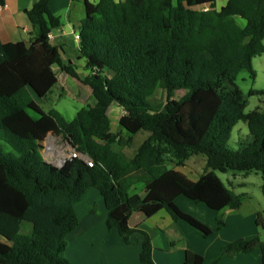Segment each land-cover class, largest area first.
Instances as JSON below:
<instances>
[{"label":"trees","instance_id":"obj_1","mask_svg":"<svg viewBox=\"0 0 264 264\" xmlns=\"http://www.w3.org/2000/svg\"><path fill=\"white\" fill-rule=\"evenodd\" d=\"M50 2L34 0L27 14L37 35L29 43H6L0 56V264H71L66 249L79 226L75 206L92 188L104 198L109 229H117L127 245L134 234L143 236L142 264H155L154 246L147 232L130 226L132 212L154 216L166 210L208 237L213 230L183 211L178 197L214 211L238 209L245 195L218 171L260 173L264 194V111L246 113L247 99L236 82L242 70L257 76L254 58L264 54V0H228L221 9L217 0L88 3L76 28L91 71L84 83L96 105L81 108L73 120L56 109L45 111L36 99L57 85L55 65L78 77L49 38L62 24ZM203 5L208 8H195ZM159 88L166 93L163 110L152 100ZM177 92H184L179 99ZM261 93L251 89L248 95ZM114 103L124 109L120 124L130 135L150 133L132 157L115 148L131 146L133 137L111 131L108 108ZM241 121L248 125L249 139L230 148ZM50 133L63 135L94 166L82 158L68 159L62 167L47 162L43 142ZM2 146L12 151L5 153ZM198 154L206 165L196 180L169 167L185 166ZM137 182L145 183L144 193L131 195ZM218 221V228L225 225L221 217ZM25 223L31 235L24 234ZM257 224L264 227L262 213ZM256 250L264 264L259 236L227 243L210 262L187 250L182 264H220L223 256Z\"/></svg>","mask_w":264,"mask_h":264},{"label":"crops","instance_id":"obj_2","mask_svg":"<svg viewBox=\"0 0 264 264\" xmlns=\"http://www.w3.org/2000/svg\"><path fill=\"white\" fill-rule=\"evenodd\" d=\"M99 1L51 0L50 2L52 13L60 17L62 22L59 28L51 32L53 38L50 40L53 45L60 48L63 63L70 65L78 77L71 76L59 65L53 67L58 77L57 85L47 97L36 98L45 111L56 109L61 112L56 107L57 105L43 106V103L52 99L54 94L55 99L62 100L71 93L86 103L84 107L96 105L91 87L84 83L91 71L86 67L87 60L80 51V41L75 38V34L79 33L76 27L86 17V5ZM227 2L228 0H217V9H221ZM33 3L34 0H6L5 5H0V56L3 55L2 48L6 43L20 41L29 43L37 35L38 27L31 22L27 14V10L33 6ZM195 8H208V5ZM236 21L241 26L245 25V20L242 18L236 17ZM257 60H260L264 65V54L254 58V67ZM243 93L245 95L244 91ZM123 114L124 109L116 103L108 108L111 131L120 132L127 140L130 136L134 137L135 135H130L128 132V138L123 135L122 132L125 129L120 124ZM238 125L239 123L235 127L240 135L243 132V127ZM46 141L43 142V145L46 144ZM132 144L133 140L131 146L128 147H132ZM115 148L121 150L123 147L115 145ZM70 149L71 146L68 145L66 138L63 135H57L53 136L50 146L44 147L43 155L44 157L45 155L46 157L47 155L56 157L65 154ZM122 150L129 157H132L136 152L134 149L131 154H128L125 149ZM186 166L187 162L185 166L169 163L170 168H175L183 173V168ZM250 175H242V177L239 174L231 175L227 179L226 183L236 193L245 195L244 201L238 209L224 208L221 211H214L205 204L196 203L185 196L177 198L176 203L183 211L191 214L213 230V233L208 237L203 236L184 221H175L166 210H161L154 216H146L141 211H134L130 215L129 224L132 228L143 230L150 235L154 246L152 255L155 264H182L185 261L187 250L202 255L206 262H210L220 256L222 247L229 242L255 236L264 240V227L257 224L258 214L262 213L264 216V204L261 206V204L254 203V193L246 191L248 185L253 183L249 180ZM262 183L261 178L257 183L261 189ZM144 190L145 183L137 182L132 185L130 194H143ZM75 209L79 218V226L70 234L66 249V256L71 264H142L140 254L143 236L139 233L134 234L131 238L132 244L127 245L117 229L108 228V210L98 189H90L85 199L77 204ZM219 217L225 222V225L220 228H218ZM220 264L263 263L260 251L256 250L252 253H239L234 257L223 256Z\"/></svg>","mask_w":264,"mask_h":264},{"label":"rangeland","instance_id":"obj_3","mask_svg":"<svg viewBox=\"0 0 264 264\" xmlns=\"http://www.w3.org/2000/svg\"><path fill=\"white\" fill-rule=\"evenodd\" d=\"M255 67L257 69V78L252 79L250 76V73L247 70H244L240 73L237 84L241 89L245 92V97L247 99V107H246V113H250L254 110H259V111H264V93L261 94H254V95H248L250 89H256V90H264V65L261 64V61L257 60L255 61ZM254 67V68H255ZM184 92H177L175 93V97L179 99ZM53 98L48 99L47 102L43 103L44 107H50L57 105L56 107L63 113V115L68 119V120H73L77 114V111L84 107L86 103L82 100H80L76 95L69 93L65 98L62 100H57L55 99V94L52 96ZM154 104H158V110H163L165 106V101H166V93L164 90L161 88L156 90V93L154 97L152 98ZM156 103H155V102ZM32 114L36 115L34 112ZM238 126L243 127V132L238 135L237 133V127H234L232 131V135L228 141V146L233 149H237L240 147V144L243 141H246L249 139V129L247 127L246 122H239ZM123 135L128 138V133L126 130H123ZM149 132L147 131H141L138 134H136L133 137V144L132 147H123L122 149H125L128 154H131L133 150L139 148V146L147 139L149 136ZM55 137V136H54ZM53 136H49V138L46 141V144H44V147L50 146L52 142ZM45 141V140H44ZM2 150L5 153H9L11 148L8 146H2ZM169 161H172L173 156L170 155L167 157ZM55 162V161H54ZM56 163V162H55ZM206 165V157L204 155L198 154L192 156L188 161H187V166L183 168L184 173L187 174L192 179H196L199 177V175L203 172L204 168ZM219 176L223 179V181L227 182V179L229 176L233 175L232 172H227V173H222V172H217ZM244 174H239V176L242 177ZM259 176V177H258ZM262 176L260 173H251L249 180L253 183L248 185V190L246 191H251L254 193V203L256 204H261L263 206L264 204V195L262 192L261 187L257 184L258 180L261 179ZM263 180V179H262ZM24 234L25 235H31V225L28 223H25L24 225Z\"/></svg>","mask_w":264,"mask_h":264},{"label":"built area","instance_id":"obj_4","mask_svg":"<svg viewBox=\"0 0 264 264\" xmlns=\"http://www.w3.org/2000/svg\"><path fill=\"white\" fill-rule=\"evenodd\" d=\"M49 38H53L52 33H49ZM75 38L80 41L81 40L80 33H76ZM72 158H82L83 160L86 161V163L89 166H91V167L94 166V160L90 156L79 152L78 150H76L72 146H71V149L68 150L67 152H65V154H63V155H58L56 157H53V156L48 157V155H47V159L49 161H51L52 163H54L58 167H62L68 159H72Z\"/></svg>","mask_w":264,"mask_h":264},{"label":"water","instance_id":"obj_5","mask_svg":"<svg viewBox=\"0 0 264 264\" xmlns=\"http://www.w3.org/2000/svg\"><path fill=\"white\" fill-rule=\"evenodd\" d=\"M50 135H52V136H57V135L54 134V133H50V134L46 137L45 141L48 139V137H49ZM67 143H68V145H70V143H69L68 140H67ZM70 146H71V145H70ZM45 160H46L47 162H49V163H52L51 161H49V160L47 159L46 155H45ZM52 164H54V163H52ZM54 165H55V164H54Z\"/></svg>","mask_w":264,"mask_h":264}]
</instances>
